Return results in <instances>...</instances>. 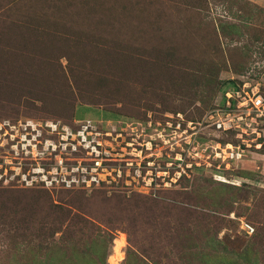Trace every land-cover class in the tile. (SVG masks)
<instances>
[{"label": "rangeland", "instance_id": "1", "mask_svg": "<svg viewBox=\"0 0 264 264\" xmlns=\"http://www.w3.org/2000/svg\"><path fill=\"white\" fill-rule=\"evenodd\" d=\"M257 94L264 0H0V121L99 134L97 157L47 135L22 170L103 181L0 186V264H264Z\"/></svg>", "mask_w": 264, "mask_h": 264}, {"label": "built area", "instance_id": "2", "mask_svg": "<svg viewBox=\"0 0 264 264\" xmlns=\"http://www.w3.org/2000/svg\"><path fill=\"white\" fill-rule=\"evenodd\" d=\"M256 96L252 105L259 111L264 105V98L260 94ZM81 122L78 126L80 128L73 133L69 127L53 121H0V147L6 150V154L11 153V159L3 157L4 160L0 161V186L18 183L24 188L41 186L51 189L60 186L59 188L69 190L82 188L83 185H99L102 180L98 177L99 163L96 161L94 167H86L80 162L77 166L73 165L68 172L62 167L47 172L39 165L25 172L21 167L24 160L42 159L48 150L55 151L57 148H68L72 152L82 150L89 157H97L99 146L96 141L99 134L95 132L92 121ZM217 127L220 128V125ZM47 135H56L60 140L59 147L55 148L53 142L47 139ZM17 159L20 161L16 162ZM89 161L93 163L92 160Z\"/></svg>", "mask_w": 264, "mask_h": 264}, {"label": "trees", "instance_id": "3", "mask_svg": "<svg viewBox=\"0 0 264 264\" xmlns=\"http://www.w3.org/2000/svg\"><path fill=\"white\" fill-rule=\"evenodd\" d=\"M95 251H97V250H93V251H89V252H87L88 253V255H92V254H95L94 252ZM87 253L85 252L84 254L85 255H87ZM105 255H104V257H102V260H101V258L100 257H98L97 255H96V258H97V261H99V262H101V264H106L105 263ZM70 258V257H69ZM59 259H60V262L58 263V264H63V261H62V258L61 257H59ZM52 261H58V259H55V260H52ZM84 264H97L93 259H90V258H87V257H82V260H81ZM72 262H74V263H72ZM76 262H77V260H70L69 262H68V264H76ZM53 264H56V263H53ZM78 264V263H77Z\"/></svg>", "mask_w": 264, "mask_h": 264}, {"label": "bare ground", "instance_id": "4", "mask_svg": "<svg viewBox=\"0 0 264 264\" xmlns=\"http://www.w3.org/2000/svg\"><path fill=\"white\" fill-rule=\"evenodd\" d=\"M123 245H124V244H122V246L120 247V260L122 259V257H124L123 254L121 253V249L123 248ZM123 249H124V248H123Z\"/></svg>", "mask_w": 264, "mask_h": 264}]
</instances>
